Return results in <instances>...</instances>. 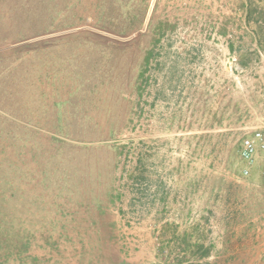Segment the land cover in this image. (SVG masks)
I'll list each match as a JSON object with an SVG mask.
<instances>
[{
  "label": "rangeland",
  "instance_id": "obj_1",
  "mask_svg": "<svg viewBox=\"0 0 264 264\" xmlns=\"http://www.w3.org/2000/svg\"><path fill=\"white\" fill-rule=\"evenodd\" d=\"M44 1L0 0V264H264V0Z\"/></svg>",
  "mask_w": 264,
  "mask_h": 264
},
{
  "label": "built area",
  "instance_id": "obj_2",
  "mask_svg": "<svg viewBox=\"0 0 264 264\" xmlns=\"http://www.w3.org/2000/svg\"><path fill=\"white\" fill-rule=\"evenodd\" d=\"M264 151V134L256 131L251 136H247L242 140L240 157L246 164L243 170L244 176H249L259 152Z\"/></svg>",
  "mask_w": 264,
  "mask_h": 264
},
{
  "label": "trees",
  "instance_id": "obj_3",
  "mask_svg": "<svg viewBox=\"0 0 264 264\" xmlns=\"http://www.w3.org/2000/svg\"><path fill=\"white\" fill-rule=\"evenodd\" d=\"M26 2H28L29 0H25ZM30 1H36V3H37V7L36 8H34V10H35V12H43V11H46V9H47V4H46V2L44 1V0H42V2L40 3V1L39 0H30ZM143 22V19H141L138 15H137V17H135V19H134V21L132 22L133 23V26L134 27H139V26H141V23ZM154 42H156L157 43V41L155 40V38H154ZM149 60V59H148Z\"/></svg>",
  "mask_w": 264,
  "mask_h": 264
},
{
  "label": "crops",
  "instance_id": "obj_4",
  "mask_svg": "<svg viewBox=\"0 0 264 264\" xmlns=\"http://www.w3.org/2000/svg\"><path fill=\"white\" fill-rule=\"evenodd\" d=\"M261 129L262 127H251V131H246V130H244L245 132L243 133V136H251V135H253V131H255L256 129ZM253 130V131H252ZM261 132L264 134V130H262L261 129ZM248 134V135H247ZM242 143V142H241ZM261 153H264V151H261V152H259V154H258V157H259V155L261 154ZM264 160V159H263ZM264 163V162H263ZM221 227V229H225L224 227H223V225L222 226H220ZM217 228V227H216Z\"/></svg>",
  "mask_w": 264,
  "mask_h": 264
}]
</instances>
